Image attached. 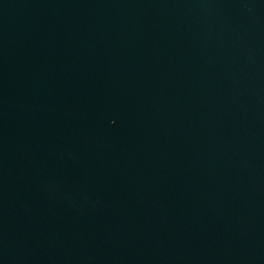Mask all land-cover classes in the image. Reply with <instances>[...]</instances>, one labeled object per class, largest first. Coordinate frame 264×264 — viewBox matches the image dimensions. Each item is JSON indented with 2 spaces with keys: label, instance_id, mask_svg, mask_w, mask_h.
I'll list each match as a JSON object with an SVG mask.
<instances>
[{
  "label": "water",
  "instance_id": "1",
  "mask_svg": "<svg viewBox=\"0 0 264 264\" xmlns=\"http://www.w3.org/2000/svg\"><path fill=\"white\" fill-rule=\"evenodd\" d=\"M0 264H264V0H0Z\"/></svg>",
  "mask_w": 264,
  "mask_h": 264
}]
</instances>
